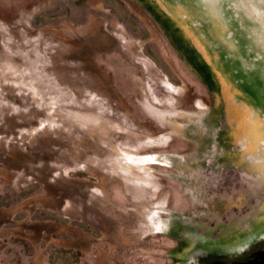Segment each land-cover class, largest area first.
<instances>
[{"label":"rangeland","instance_id":"obj_1","mask_svg":"<svg viewBox=\"0 0 264 264\" xmlns=\"http://www.w3.org/2000/svg\"><path fill=\"white\" fill-rule=\"evenodd\" d=\"M208 53L227 73L220 82ZM262 95L264 0H0V264H204L241 253L223 248L251 238L264 215V132L252 148L236 109L264 124ZM218 98L233 151L254 153L231 165L249 187L231 184L236 210L217 208L205 188L208 162L195 168L198 187L180 162L128 175L103 162L117 160L114 149L193 152L185 119L202 134ZM156 207L181 221L156 233L146 215Z\"/></svg>","mask_w":264,"mask_h":264},{"label":"bare ground","instance_id":"obj_2","mask_svg":"<svg viewBox=\"0 0 264 264\" xmlns=\"http://www.w3.org/2000/svg\"><path fill=\"white\" fill-rule=\"evenodd\" d=\"M205 37H207V35ZM204 56L206 58L205 59L206 62H209L211 59L212 65H209V66L215 74L214 75L215 80L217 82H220V79L222 78V75L225 72V70L223 71L224 68L222 67L221 64H219V61L217 60L216 56H215L216 59L210 58L211 56L209 53L207 55L205 54ZM228 74H230V73H228ZM229 78H227V79H229ZM221 81H222V79H221ZM226 81H228V80H226ZM229 86H230L229 84H226L223 87H225V89H224L225 99H226L225 108H226V110L231 112V109L233 107L230 104L231 98L229 96H230V90L231 89H228ZM257 89H256V93L261 94V91H258L259 89L258 90ZM262 96H264V95H262ZM219 98L217 100V104L215 106V109L213 111H211L210 116H208L206 118L205 123L201 122V124H204L203 128L205 131V132L203 131L202 134L198 135V133H197L198 131H196V130L193 131L194 128L190 127L192 120L187 119V118L185 119L187 121V123L184 126H186L185 128H187V129L184 130L183 134L186 138H188L187 140L190 143V146L194 147L193 152H197V155L194 154L193 152H191V153H187L184 156H180L181 159L176 157V156L173 157V156H168V155H152V156H148V157H145V156L136 157V156H132V154L122 152L119 149H114V151L117 154V160L116 161H113V160L105 161L104 160L103 162L106 165L113 166L117 171H121L126 175H128V174H130L136 170L139 171V173H144V174L145 173H148V174L153 173L149 167L152 165H161V166L171 167L172 169H175V165H173L174 161L177 162V164L180 162L181 164L182 163L185 164V166L182 164V168L180 169L179 166L177 165L179 172L185 174L184 169L187 168V172L189 174L187 177H185V179L187 182H190L191 184L195 183L197 185L196 187H198L199 182H200V184H202V181H204V180H203L202 173H201L203 168H200L199 171H197V170L195 171V168L197 167L198 163H199V167H204L205 164L208 162V164L210 165V168L206 169L205 171L207 172V174L211 178L208 179L209 182L205 186V188L208 187L207 189L210 190L209 192L212 195L213 194L216 195L217 201H218L216 204L218 206L217 208L222 210L223 207H225L226 205H228L229 202H231L230 205H232V203L234 205L233 208H231V209L233 211L236 210L238 208V203H239L238 202V199H239L238 194L239 193L236 194V190L234 189L235 187L233 185L235 183V186L238 185L237 187L239 188V186L241 184H240L238 172L237 173L234 172L232 170L231 165L233 163H235L236 161L238 162V160H240L242 162V160H241L242 156H243V160L246 159L249 163H253L252 162V155L254 153H247V148H244L242 150V147L241 148L239 147V150H241V155H242L241 157H239L237 155L238 152L235 153L233 151L234 148H233V145H231V144H232V138L234 135V129H233V127L230 126V123L228 124L229 126H227V130L225 129L227 124L225 123V121L223 120V117H222V115H223L222 107L224 104H222V101H221L222 99L219 100ZM261 99L264 100V97H262ZM92 103L94 105H97V106H99V105L102 106V103H99L96 100H93ZM148 108L151 109L150 111L154 115L158 116L159 118H162L163 120L168 121L169 119L173 118L172 115H168L165 111H163L161 108H159L157 106H151V107L148 106ZM251 113H252V111H251ZM255 114L256 113L254 112L253 115H255ZM258 115H259V113H257L255 120H254L255 126L253 128H251V130H249V136L248 137L250 140V146L252 145L251 146L252 148L257 146V142H255V141L260 140L258 135L261 136V133L263 134V132H264V124L259 123V121H258L259 116ZM74 116L73 117L75 119H77L79 115L75 114ZM85 118L86 117L80 118V116H79V118H78L79 121L78 120L77 121L81 123L82 121H84ZM249 119L251 120L250 115H249ZM89 121H91V120H89ZM92 122L94 123L93 120H92ZM198 122H200V121H198ZM79 126H80V124H79ZM259 127H260V132L258 133ZM224 133H225L226 137H225V140L223 139L224 142L222 143V136ZM229 134H232L231 138L230 137L228 138ZM257 137L259 138V140L257 139ZM209 138L212 140L210 142V146L208 145L206 150H202L201 148L203 147L204 144H199V143L204 142L205 140H210ZM245 139L248 140L247 137H245ZM260 143H261V146L263 148L264 147L263 146L264 140H260ZM242 152H244V153H242ZM199 153H201V154H199ZM200 157L203 158V159H201V161L199 160ZM222 159H224L226 161V163H224V165H222V162H223ZM245 175L247 176V178L251 177L250 175L247 174V172L245 173ZM223 176H224V178H223ZM229 177H232V178L229 179ZM220 178H222V179H220ZM232 183H233V185H231ZM137 186H138V188L144 187V185L140 184L139 182L137 183ZM250 186H251L253 192L255 194H257L258 193L257 188H260V184H258L256 186V184L253 181V183L250 184ZM245 187L249 188L245 185H241V188H245ZM259 192H260V190H259ZM232 210H231V212H233ZM165 214L166 213L163 209H160L157 207L152 208L146 214L149 223L153 227L154 231L158 234L167 233L169 230V227L172 223H174L175 221H178V220L181 221L179 218H174L172 216L165 217ZM177 227H178L177 225L173 226L174 229H176ZM186 228H188V227H186Z\"/></svg>","mask_w":264,"mask_h":264},{"label":"flooded vegetation","instance_id":"obj_3","mask_svg":"<svg viewBox=\"0 0 264 264\" xmlns=\"http://www.w3.org/2000/svg\"><path fill=\"white\" fill-rule=\"evenodd\" d=\"M167 113V112H166ZM168 115H171L167 113ZM247 236L250 234L251 238H248L247 241L243 242L240 246L231 244L229 246L222 245L223 247L226 246L227 250H234L232 252H240L236 255H206L202 260H204V264H218L219 261H226V262H233V261H240L243 259H255L258 258V255L264 252V215L261 219H257L256 221H252L249 229L247 231ZM247 236H245L247 238ZM244 237V238H245ZM235 248V249H234ZM223 249L218 250L217 253H220ZM211 253V251H206Z\"/></svg>","mask_w":264,"mask_h":264},{"label":"crops","instance_id":"obj_4","mask_svg":"<svg viewBox=\"0 0 264 264\" xmlns=\"http://www.w3.org/2000/svg\"><path fill=\"white\" fill-rule=\"evenodd\" d=\"M241 85H242L243 92L248 94L247 91L249 90L248 89L249 87H248L247 83L241 84ZM237 110H238V117H240L238 123H240L241 124L240 126H242L240 130L243 131V133L245 135L244 137H247L249 139V137H248L249 136V130H251V128H253L249 125V120H248L249 114H250V108L248 107V105L239 104L237 107ZM259 132H260V127H259L258 133ZM258 136L260 138V135H258ZM259 138L257 137L258 140H259Z\"/></svg>","mask_w":264,"mask_h":264},{"label":"water","instance_id":"obj_5","mask_svg":"<svg viewBox=\"0 0 264 264\" xmlns=\"http://www.w3.org/2000/svg\"><path fill=\"white\" fill-rule=\"evenodd\" d=\"M218 264H264V252L260 253L258 258L255 259H243L233 262L219 261Z\"/></svg>","mask_w":264,"mask_h":264}]
</instances>
